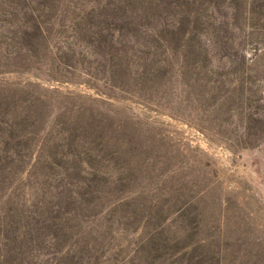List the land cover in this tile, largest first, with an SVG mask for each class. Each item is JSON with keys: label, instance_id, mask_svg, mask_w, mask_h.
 I'll return each mask as SVG.
<instances>
[{"label": "rangeland", "instance_id": "374dc122", "mask_svg": "<svg viewBox=\"0 0 264 264\" xmlns=\"http://www.w3.org/2000/svg\"><path fill=\"white\" fill-rule=\"evenodd\" d=\"M0 264H264V0H0Z\"/></svg>", "mask_w": 264, "mask_h": 264}]
</instances>
